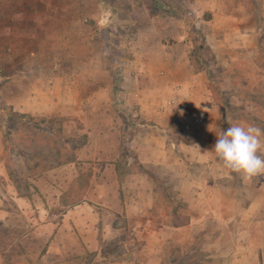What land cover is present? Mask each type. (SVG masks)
I'll list each match as a JSON object with an SVG mask.
<instances>
[{
  "label": "rangeland",
  "instance_id": "rangeland-1",
  "mask_svg": "<svg viewBox=\"0 0 264 264\" xmlns=\"http://www.w3.org/2000/svg\"><path fill=\"white\" fill-rule=\"evenodd\" d=\"M181 1L76 0L75 22L32 28L26 53L31 73L23 83L0 89V264H81L68 251L62 260L45 255L55 238L53 245L57 239L75 244L69 227L63 238H54L44 226L60 222L66 205L80 200L90 181L103 176L112 182L113 163L125 176L140 172L141 162L154 156L157 165L168 163L170 180L155 181L162 205L184 221L176 169L223 163L212 148L231 124L264 128V18L254 13L263 1L246 0L251 12H244L240 0L222 2L237 8L228 18L239 22L238 37L244 25H262L255 28L258 46L234 61L220 59L205 40L211 11L193 6L195 0L183 7ZM43 2L68 6L69 0ZM174 27L187 31L179 39L188 42L185 50L164 47L178 42L170 37ZM191 72L200 74L188 86ZM14 95L18 100L10 101ZM188 119L195 120L194 128ZM188 124V134L203 139L181 137ZM161 146L167 149L162 155ZM52 167L54 176L46 173ZM61 178L77 182L60 204L47 203L38 182L47 186Z\"/></svg>",
  "mask_w": 264,
  "mask_h": 264
},
{
  "label": "crops",
  "instance_id": "crops-1",
  "mask_svg": "<svg viewBox=\"0 0 264 264\" xmlns=\"http://www.w3.org/2000/svg\"><path fill=\"white\" fill-rule=\"evenodd\" d=\"M198 1L195 0L193 6L211 11L202 31L216 56L234 61L245 50L258 46L255 28L260 30L262 25L256 22L244 25L238 37L235 28L239 27V22L228 18L234 9L237 11L233 4L226 7L224 0H204L201 4ZM262 1L261 8L254 11L260 13L256 19L264 18ZM181 3L182 7L186 4L185 0ZM240 3L244 12H251L246 0ZM75 4L76 0H69L68 6L43 0H0V89H11L17 80L23 83L31 73L26 65V53L33 39L32 28L75 22ZM185 34L186 30L174 27L170 37L176 36L178 42L164 47L185 50L188 42L179 44L186 38ZM191 74L185 85L192 86L193 76L200 72ZM48 89L51 93L56 90ZM16 100L15 95L10 96V101ZM186 122L191 128L196 124L193 119ZM188 126L181 131V137L203 139L201 131L194 134L199 137L189 135ZM151 148L157 153V148ZM166 150L164 146L158 148L160 155ZM141 163L140 172L126 176L113 163L110 167L114 175L112 182L107 183L103 176L99 182L90 181L82 198L66 205L60 222H48L44 226L54 238H63L64 227H69L71 234L68 235L74 239L75 246L61 245L59 239L53 245L55 238L45 255L52 253L57 260H62L68 251L70 257L81 264H264V175L249 179L223 163L211 165V169L198 162L179 167L176 169L182 183L179 197L186 204L180 216L184 221L180 222L177 211L162 205L164 199L155 181L157 177L170 180L168 163L163 161L159 162L162 165H157L155 156L148 163ZM46 173L54 176L56 170L52 167ZM76 182L77 179L61 178L47 181V186L38 182L37 186L47 203L57 205ZM42 210L46 211V207ZM110 240L114 245L106 246Z\"/></svg>",
  "mask_w": 264,
  "mask_h": 264
},
{
  "label": "clouds",
  "instance_id": "clouds-1",
  "mask_svg": "<svg viewBox=\"0 0 264 264\" xmlns=\"http://www.w3.org/2000/svg\"><path fill=\"white\" fill-rule=\"evenodd\" d=\"M212 151L231 171L249 179L264 175V128L231 124L219 133Z\"/></svg>",
  "mask_w": 264,
  "mask_h": 264
}]
</instances>
